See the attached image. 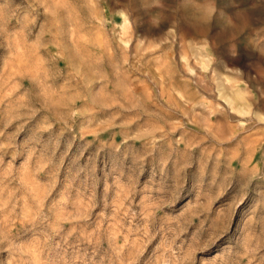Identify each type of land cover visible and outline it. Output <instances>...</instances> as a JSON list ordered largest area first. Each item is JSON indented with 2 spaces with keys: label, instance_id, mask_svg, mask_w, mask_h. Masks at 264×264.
<instances>
[{
  "label": "rangeland",
  "instance_id": "1",
  "mask_svg": "<svg viewBox=\"0 0 264 264\" xmlns=\"http://www.w3.org/2000/svg\"><path fill=\"white\" fill-rule=\"evenodd\" d=\"M0 264H264V0H0Z\"/></svg>",
  "mask_w": 264,
  "mask_h": 264
}]
</instances>
